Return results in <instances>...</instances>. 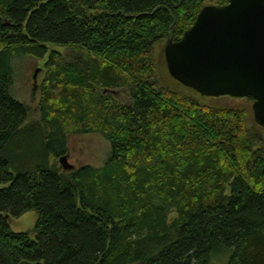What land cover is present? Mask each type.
<instances>
[{
    "label": "trees",
    "instance_id": "obj_1",
    "mask_svg": "<svg viewBox=\"0 0 264 264\" xmlns=\"http://www.w3.org/2000/svg\"><path fill=\"white\" fill-rule=\"evenodd\" d=\"M227 2L0 0V264H264V136L244 108L167 85L153 56L173 20L178 40ZM22 56L45 58L33 122L11 93ZM68 133L100 134L104 163L49 164ZM14 140L42 150L24 170ZM30 210L32 231H12Z\"/></svg>",
    "mask_w": 264,
    "mask_h": 264
},
{
    "label": "water",
    "instance_id": "obj_2",
    "mask_svg": "<svg viewBox=\"0 0 264 264\" xmlns=\"http://www.w3.org/2000/svg\"><path fill=\"white\" fill-rule=\"evenodd\" d=\"M173 27L163 47L169 76L201 96L252 98L253 120L264 127V0L206 5L178 40ZM58 163L75 168L67 153Z\"/></svg>",
    "mask_w": 264,
    "mask_h": 264
},
{
    "label": "rangeland",
    "instance_id": "obj_3",
    "mask_svg": "<svg viewBox=\"0 0 264 264\" xmlns=\"http://www.w3.org/2000/svg\"><path fill=\"white\" fill-rule=\"evenodd\" d=\"M164 41L156 44L153 49V56L155 61V66L159 72V75L163 81L174 87L175 89L189 95L199 102L211 106H223L232 108H244L247 112L248 123L247 126L251 131L260 132L264 136V128H260L253 120L252 113V103L253 100L247 97H231V96H221V97H207L201 96L192 89H189L175 80H173L166 69L164 55H163ZM57 50L63 55H69L70 50L66 48L51 46L50 50ZM44 59H38L33 56H22L16 57L13 60V85L11 88L12 95L18 99L20 102L24 103L28 109V122H33L38 119V101H39V87L44 78ZM34 77L35 84L34 87ZM123 102L127 103L129 99L127 95L123 93ZM67 154L69 163L73 164L75 167L89 164L95 167H100L105 159L107 158L110 146L109 143L98 133H87V134H67ZM33 140H28L27 143L24 142L22 146L14 140L7 149L8 157L10 159L12 168L17 170H24L26 166L29 165L31 160H34L31 154L38 155L40 150L32 142ZM33 144V145H32ZM22 147V148H21ZM49 164H54L59 167L58 159H55L51 155H45ZM175 216V212L172 211L169 215L170 218ZM37 219V213L33 210L23 213L18 218H10V227L14 232H26L32 231Z\"/></svg>",
    "mask_w": 264,
    "mask_h": 264
}]
</instances>
